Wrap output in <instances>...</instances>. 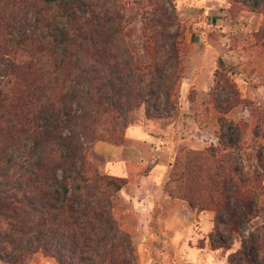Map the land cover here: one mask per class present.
Returning a JSON list of instances; mask_svg holds the SVG:
<instances>
[{
  "label": "rangeland",
  "instance_id": "rangeland-1",
  "mask_svg": "<svg viewBox=\"0 0 264 264\" xmlns=\"http://www.w3.org/2000/svg\"><path fill=\"white\" fill-rule=\"evenodd\" d=\"M71 1L35 4L44 18L43 33L56 45L44 69L49 75L67 73L61 67L67 45L61 31L84 27L83 20L67 17ZM83 1L92 10L84 27L91 40L87 63L94 65L95 50L112 49L108 63L124 87L120 104L110 97L111 115L99 131L101 137L114 131L118 141L83 140L91 175L127 182L119 192L108 191L113 216L132 239L123 254L131 260L133 251L137 264H250L254 252L245 240L263 217L236 230L219 223L214 210L191 207L183 194L210 173L208 161H196V153L207 159L217 154L219 163L239 168L263 187L264 216V0ZM30 4L18 13L15 34L32 29L36 14ZM79 51L70 50L75 69L64 93L72 113L81 110L78 84L88 67L79 63ZM112 77L107 69L103 82ZM114 118L121 128L109 122ZM12 153L20 162L21 154ZM54 198L62 200L56 188ZM251 210L257 211L255 205ZM25 264L58 263L38 252Z\"/></svg>",
  "mask_w": 264,
  "mask_h": 264
},
{
  "label": "trees",
  "instance_id": "trees-1",
  "mask_svg": "<svg viewBox=\"0 0 264 264\" xmlns=\"http://www.w3.org/2000/svg\"><path fill=\"white\" fill-rule=\"evenodd\" d=\"M59 1L0 0V260L25 264L36 253L44 252L58 264H137L133 251H128L131 260L123 254L132 239L114 218L108 193L111 189L121 191L127 182L91 175L83 147L84 141H118L114 131H105L104 137L99 131L105 127L103 118L111 115L110 97L120 104L124 87H119L120 75L108 63L113 61L111 55L107 58L112 49L104 45L95 50L94 65L89 59L87 63L91 40L84 27L86 14L92 10L83 0L71 1L66 14L79 23L83 20L84 27L61 31L67 44L61 67L67 73L60 77L44 72L55 56L56 45L43 33L44 18L35 4L47 6ZM28 2L36 14L32 29L15 34L17 15ZM70 50H80L75 55L82 54L83 62L79 63L88 66L78 84L83 85L77 93L79 113H72L64 103L75 69ZM107 69L113 76L109 84L103 82ZM109 122L121 128L117 119ZM12 151L21 154L20 162ZM196 156L198 162L208 161L210 173L198 187L183 194L184 199L191 207L214 210L219 223L232 224L236 230L245 221L263 217L262 226L245 241L254 252L249 263L264 264L263 187L239 168L219 163L217 154L208 155V159L204 152ZM54 188L62 193L61 201L54 198ZM252 205L257 208L255 213ZM239 206L245 210L240 212Z\"/></svg>",
  "mask_w": 264,
  "mask_h": 264
}]
</instances>
